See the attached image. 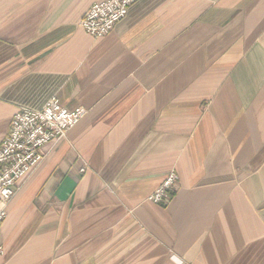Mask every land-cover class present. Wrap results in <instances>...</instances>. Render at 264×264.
Listing matches in <instances>:
<instances>
[{"label":"crops","instance_id":"crops-1","mask_svg":"<svg viewBox=\"0 0 264 264\" xmlns=\"http://www.w3.org/2000/svg\"><path fill=\"white\" fill-rule=\"evenodd\" d=\"M103 1L0 0V144L88 111L17 182L0 264H264V0H138L94 39Z\"/></svg>","mask_w":264,"mask_h":264},{"label":"built area","instance_id":"built-area-1","mask_svg":"<svg viewBox=\"0 0 264 264\" xmlns=\"http://www.w3.org/2000/svg\"><path fill=\"white\" fill-rule=\"evenodd\" d=\"M138 0H106L94 4L80 22L94 39L113 31L126 18ZM87 109H65L56 97L41 110L23 109L11 119L10 128L0 144V224L7 218L8 206L17 193V182L33 172L45 159L43 148L67 138L68 132L87 115ZM87 166L82 167L85 172ZM178 177L172 171L152 193L149 201L166 204L175 190ZM4 254L0 246V260Z\"/></svg>","mask_w":264,"mask_h":264}]
</instances>
